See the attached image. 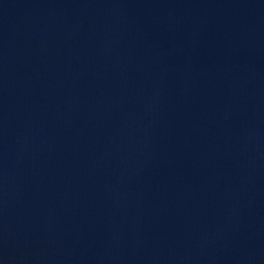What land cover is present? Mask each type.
<instances>
[{"label":"water","instance_id":"1","mask_svg":"<svg viewBox=\"0 0 264 264\" xmlns=\"http://www.w3.org/2000/svg\"><path fill=\"white\" fill-rule=\"evenodd\" d=\"M0 264H264V0H0Z\"/></svg>","mask_w":264,"mask_h":264}]
</instances>
